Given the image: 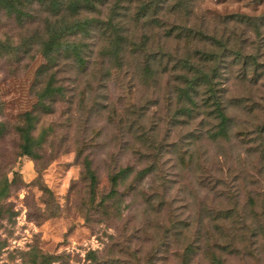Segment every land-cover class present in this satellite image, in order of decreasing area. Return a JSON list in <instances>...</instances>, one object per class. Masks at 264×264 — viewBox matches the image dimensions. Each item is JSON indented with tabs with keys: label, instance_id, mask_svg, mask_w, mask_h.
<instances>
[{
	"label": "rangeland",
	"instance_id": "1",
	"mask_svg": "<svg viewBox=\"0 0 264 264\" xmlns=\"http://www.w3.org/2000/svg\"><path fill=\"white\" fill-rule=\"evenodd\" d=\"M180 1L99 4L88 16L111 13L119 37L69 36L85 68L61 57L66 92L45 107L43 44L61 15L0 6V264H264V0ZM179 25L234 34L246 55L216 62L225 132L183 93L177 61L212 48L175 38Z\"/></svg>",
	"mask_w": 264,
	"mask_h": 264
},
{
	"label": "trees",
	"instance_id": "2",
	"mask_svg": "<svg viewBox=\"0 0 264 264\" xmlns=\"http://www.w3.org/2000/svg\"><path fill=\"white\" fill-rule=\"evenodd\" d=\"M106 0H0V6L5 8L9 13L19 12L23 14L18 6L24 7L31 3H39L45 5L47 9L53 12L56 16L61 15L55 20L56 25L60 24L62 27L51 26L47 30L48 39L43 44V54L46 59V63L39 69L40 73L51 71L49 81L42 89L39 100L42 102V106L45 107V102L48 99H57V97L64 96L66 87L61 82V79L57 77L59 73V62L58 60L62 57L63 59H71L83 71L85 68V61L83 58L84 45L80 39H70L69 36L81 34V36H87L94 28L103 29L104 32L114 30L116 38L119 37L118 32L120 27L114 23V17L106 15L105 18L95 17L88 14L96 12L97 6ZM181 5L180 0H176L171 6V10H177ZM19 8V9H18ZM145 9L147 7H144ZM85 14V15H82ZM225 22L234 23H254V18L242 15V14H231L224 17ZM174 30L175 38L184 40L187 44L191 42H204L210 48V50L199 51L195 56L196 61L187 56L177 61L181 65L179 78L185 83V90L183 93L187 94L188 90L195 92L196 96L203 98V106L206 108L212 107V111L208 114H214V117L219 121L216 125V130L213 134L225 132L228 125V118L225 114V106L223 101L219 97V87L215 81L217 76L216 62L228 54H231L234 58L240 59L245 57L240 52L241 47L237 45H229L231 38L234 34H220L216 36V31H209L208 28H197L189 25H179ZM116 43V42H115ZM114 45V44H113ZM117 45V43H116ZM115 45V47H116ZM107 51V50H106ZM116 49L108 54L116 55ZM212 61V67L208 70V63ZM53 70V71H52ZM185 94V95H186ZM205 96V97H203ZM210 102V103H209ZM25 127L20 128L19 132L21 136L29 142V131L32 126V117L30 114H26ZM29 145H25L24 148L27 150ZM115 178V177H114Z\"/></svg>",
	"mask_w": 264,
	"mask_h": 264
}]
</instances>
